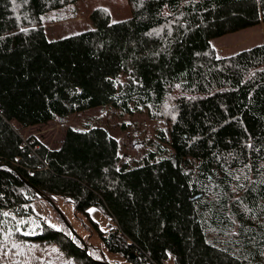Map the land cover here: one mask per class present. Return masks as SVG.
I'll list each match as a JSON object with an SVG mask.
<instances>
[{
    "label": "trees",
    "instance_id": "trees-1",
    "mask_svg": "<svg viewBox=\"0 0 264 264\" xmlns=\"http://www.w3.org/2000/svg\"><path fill=\"white\" fill-rule=\"evenodd\" d=\"M81 0H0V247L31 264H109L32 202L72 203L126 264H264V45L219 57L214 39L264 23V0H128L130 19L50 41L45 16ZM166 123L132 168L101 127L59 148L20 130L97 108ZM173 154L156 160L157 153ZM34 216V218H33ZM14 259V260H15ZM22 261V262H21ZM4 264V263H0ZM46 264V263H44Z\"/></svg>",
    "mask_w": 264,
    "mask_h": 264
},
{
    "label": "rangeland",
    "instance_id": "rangeland-1",
    "mask_svg": "<svg viewBox=\"0 0 264 264\" xmlns=\"http://www.w3.org/2000/svg\"><path fill=\"white\" fill-rule=\"evenodd\" d=\"M101 11L110 17L112 23L128 20L132 16L128 0H81L67 5L61 10L48 13L44 19V29L50 41L67 38L92 27L91 15ZM213 48L219 57H231L254 47L264 45V23L225 35L212 41ZM166 123L152 120L148 114L126 116L113 108H97L84 113L57 118L45 125H39L20 130L25 141L37 140L49 149L59 148L68 128L84 130L91 127L104 128L120 145L122 161L132 168L145 163L150 154L156 153L155 144L160 130H166ZM173 150L167 147L165 154L157 153L156 160L170 157ZM54 203V202H53ZM55 206L46 200L38 199L32 202L35 219L45 220L56 229H61L63 221L57 212L65 217V224L70 225L82 239L87 248L102 252L109 264H126L124 258L106 251L99 234L94 229L91 219L95 220L102 230L108 227L107 219L97 210H91V219L84 215H76L74 206L64 198L56 197ZM33 216V218H34ZM9 251L0 247V263L16 262ZM22 262V261H21ZM67 264L59 252L50 247L35 250L31 264ZM168 264H173L172 260Z\"/></svg>",
    "mask_w": 264,
    "mask_h": 264
},
{
    "label": "water",
    "instance_id": "water-1",
    "mask_svg": "<svg viewBox=\"0 0 264 264\" xmlns=\"http://www.w3.org/2000/svg\"><path fill=\"white\" fill-rule=\"evenodd\" d=\"M51 203L55 206V204H54L53 202H51ZM57 212L59 213V215L61 216V218H62V219L64 220V222H65V217L63 216V214L61 213V211L57 209ZM67 226L70 228V230H71V232H72V234H73L74 236H76V237H78L79 239H81V238L75 233V231L73 230V228H72L70 225L67 224ZM81 240H82V239H81ZM82 242H83V241H82ZM85 250H86V251L88 250L87 246H85Z\"/></svg>",
    "mask_w": 264,
    "mask_h": 264
}]
</instances>
